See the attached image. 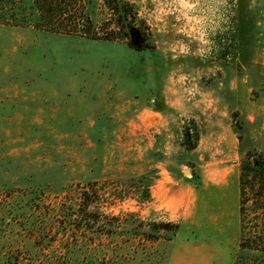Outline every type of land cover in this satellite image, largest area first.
Returning a JSON list of instances; mask_svg holds the SVG:
<instances>
[{"label":"rangeland","instance_id":"rangeland-1","mask_svg":"<svg viewBox=\"0 0 264 264\" xmlns=\"http://www.w3.org/2000/svg\"><path fill=\"white\" fill-rule=\"evenodd\" d=\"M91 1L105 35L101 0ZM128 1L141 49L135 35L0 24V264H47L35 261V226L52 234L47 206L77 184L98 188L104 220L146 226L90 235L98 253L76 264H233L238 254L242 166L264 158V0ZM142 176L146 203L125 188ZM245 197L251 237L264 208L250 185ZM160 222L179 224L172 240L140 238Z\"/></svg>","mask_w":264,"mask_h":264},{"label":"trees","instance_id":"trees-1","mask_svg":"<svg viewBox=\"0 0 264 264\" xmlns=\"http://www.w3.org/2000/svg\"><path fill=\"white\" fill-rule=\"evenodd\" d=\"M100 3H102L108 25H110V32L105 35L98 30L94 22L91 0H0V24L24 27L31 21V25L36 30L81 36L91 40H101L105 36L104 39L117 40L135 35L141 39L137 40L139 49L144 48L147 39L142 36V29L134 24L136 20H139L135 6L128 0H101ZM110 36L112 39L109 38ZM146 47L149 48V46ZM184 135L186 141L190 140L191 129L185 128ZM151 183L147 176H142L130 182L125 188L130 191L134 190L138 201L146 203L151 199ZM249 185L256 200L257 209H263L264 158L262 156L242 166L240 180L241 242L233 264H264L263 227L255 230L253 232L255 235L251 237H247L246 232L248 213L246 212L245 195ZM43 191L45 192V189L42 185L36 186L35 199L40 200ZM66 193L65 198L61 199L57 205L47 206L55 217V221L52 222L54 226L51 225L50 228L52 234H43L46 228L42 230L35 226V261H45L47 264H76L80 258L87 257L85 255L91 256L98 253L97 250L92 249L91 244L95 243L96 237L99 239L114 238L120 233L118 230L122 225L128 228V231L123 230L127 235H133V231L134 234H138L136 231H144L146 226L144 221H138L135 227L134 225L130 227L129 221L123 220L120 216H111L104 220L102 218L104 213L100 207L101 195L95 185L77 184L76 188H71ZM119 197L122 199L123 196ZM148 228L152 230L142 232L140 238L155 242L161 239V231H167L169 240H172L177 235L180 226L173 222H160L153 223ZM90 235L95 238H90ZM56 243H59L60 249L51 250ZM47 251H53L54 255L48 257Z\"/></svg>","mask_w":264,"mask_h":264}]
</instances>
